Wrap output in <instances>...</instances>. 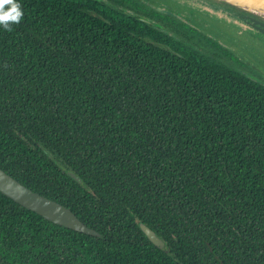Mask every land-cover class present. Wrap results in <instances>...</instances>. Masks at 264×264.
Listing matches in <instances>:
<instances>
[{"label":"trees","instance_id":"1","mask_svg":"<svg viewBox=\"0 0 264 264\" xmlns=\"http://www.w3.org/2000/svg\"><path fill=\"white\" fill-rule=\"evenodd\" d=\"M18 2L0 168L99 236L0 193V264H264V84L137 0Z\"/></svg>","mask_w":264,"mask_h":264},{"label":"rangeland","instance_id":"2","mask_svg":"<svg viewBox=\"0 0 264 264\" xmlns=\"http://www.w3.org/2000/svg\"><path fill=\"white\" fill-rule=\"evenodd\" d=\"M137 1L148 10L170 15L189 25L199 51L213 55L243 75L264 84V33L233 10L207 0ZM179 27L182 28L181 23Z\"/></svg>","mask_w":264,"mask_h":264},{"label":"water","instance_id":"3","mask_svg":"<svg viewBox=\"0 0 264 264\" xmlns=\"http://www.w3.org/2000/svg\"><path fill=\"white\" fill-rule=\"evenodd\" d=\"M216 6L233 10L236 14L248 15L249 17L264 23V0H207ZM147 23H152L146 18H141ZM155 26L161 27L159 24ZM68 175L82 184L81 177L73 172H68ZM0 193L7 198L13 200L18 205L25 209L36 213L43 217L46 221L56 225L74 230L87 235L99 236V233L87 227L73 211L51 200L43 195H40L29 189L21 182L7 174L0 168ZM139 226L151 243L160 249H164L165 243L157 236V234L146 226L144 223H139Z\"/></svg>","mask_w":264,"mask_h":264},{"label":"clouds","instance_id":"4","mask_svg":"<svg viewBox=\"0 0 264 264\" xmlns=\"http://www.w3.org/2000/svg\"><path fill=\"white\" fill-rule=\"evenodd\" d=\"M23 17V6L18 0H0V27L5 31H13V25H19Z\"/></svg>","mask_w":264,"mask_h":264}]
</instances>
